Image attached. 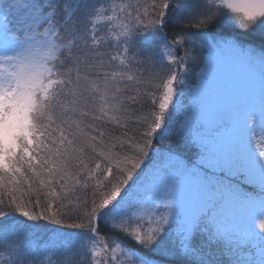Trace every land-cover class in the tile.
Returning <instances> with one entry per match:
<instances>
[{
	"label": "snow or ice",
	"instance_id": "6c2138e0",
	"mask_svg": "<svg viewBox=\"0 0 264 264\" xmlns=\"http://www.w3.org/2000/svg\"><path fill=\"white\" fill-rule=\"evenodd\" d=\"M0 264H264V0H0Z\"/></svg>",
	"mask_w": 264,
	"mask_h": 264
}]
</instances>
